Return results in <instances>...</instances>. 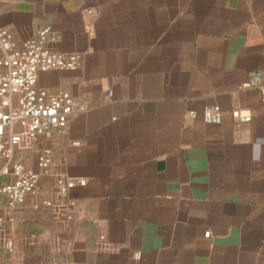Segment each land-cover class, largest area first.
Wrapping results in <instances>:
<instances>
[{
	"label": "crops",
	"instance_id": "1",
	"mask_svg": "<svg viewBox=\"0 0 264 264\" xmlns=\"http://www.w3.org/2000/svg\"><path fill=\"white\" fill-rule=\"evenodd\" d=\"M0 26L17 41L51 27L47 47L81 66L37 85L86 105L14 148L28 168L52 149L40 199L63 201L57 173L86 183L69 192L71 220L0 196L14 245L0 264H264V0L0 2ZM213 105L219 124L203 120Z\"/></svg>",
	"mask_w": 264,
	"mask_h": 264
},
{
	"label": "built area",
	"instance_id": "2",
	"mask_svg": "<svg viewBox=\"0 0 264 264\" xmlns=\"http://www.w3.org/2000/svg\"><path fill=\"white\" fill-rule=\"evenodd\" d=\"M11 1L22 0H0ZM55 39L56 34L49 26L40 28L34 37L23 41L15 40L6 28L0 26V159L4 173L10 176L8 181L0 184V196L6 199L10 208L28 205L33 210H39L45 207L53 217L71 220L72 210L78 203L69 197V192L76 185L84 186L85 179L57 173L56 191L63 201L40 199L43 178L49 175V169L54 164L52 149L44 148L37 155L35 168H28L13 160L14 148L22 141L50 138L54 132L62 131L72 116L86 110V105L74 100L68 92L60 90L48 93L37 85L40 72L76 70L81 66L79 54H63L47 47V43ZM260 79V72H252L248 85H258ZM111 95L109 90L107 96ZM189 114L195 116V112ZM231 114L239 122L251 120V116L242 113L239 108H234ZM203 120L219 124L220 107H205ZM209 235V231L205 232V236ZM0 249L11 253L14 249L12 240L0 236ZM139 255V252L134 253L135 258Z\"/></svg>",
	"mask_w": 264,
	"mask_h": 264
}]
</instances>
